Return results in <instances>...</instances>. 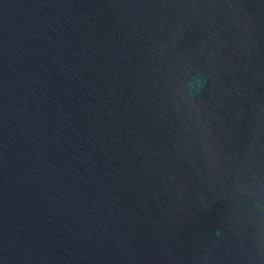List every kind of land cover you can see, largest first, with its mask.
<instances>
[{
    "label": "water",
    "instance_id": "obj_1",
    "mask_svg": "<svg viewBox=\"0 0 264 264\" xmlns=\"http://www.w3.org/2000/svg\"><path fill=\"white\" fill-rule=\"evenodd\" d=\"M0 264H264V0H0Z\"/></svg>",
    "mask_w": 264,
    "mask_h": 264
}]
</instances>
